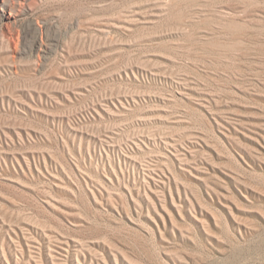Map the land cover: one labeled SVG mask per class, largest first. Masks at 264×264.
I'll use <instances>...</instances> for the list:
<instances>
[{
    "label": "rangeland",
    "instance_id": "rangeland-1",
    "mask_svg": "<svg viewBox=\"0 0 264 264\" xmlns=\"http://www.w3.org/2000/svg\"><path fill=\"white\" fill-rule=\"evenodd\" d=\"M0 264H264V0H0Z\"/></svg>",
    "mask_w": 264,
    "mask_h": 264
}]
</instances>
